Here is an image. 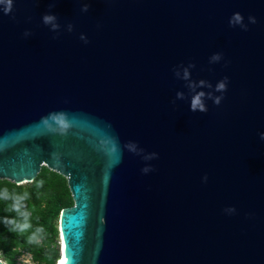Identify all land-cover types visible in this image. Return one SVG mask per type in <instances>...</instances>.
<instances>
[{
	"label": "water",
	"instance_id": "1",
	"mask_svg": "<svg viewBox=\"0 0 264 264\" xmlns=\"http://www.w3.org/2000/svg\"><path fill=\"white\" fill-rule=\"evenodd\" d=\"M261 134L264 0L0 6V181L66 179L56 264H264Z\"/></svg>",
	"mask_w": 264,
	"mask_h": 264
},
{
	"label": "trees",
	"instance_id": "2",
	"mask_svg": "<svg viewBox=\"0 0 264 264\" xmlns=\"http://www.w3.org/2000/svg\"><path fill=\"white\" fill-rule=\"evenodd\" d=\"M25 193L27 198L16 204L15 198ZM73 205L66 179L45 166L31 184L0 181V253L5 262L20 264V255L29 253L36 264H56L61 212ZM25 224L28 227L21 230Z\"/></svg>",
	"mask_w": 264,
	"mask_h": 264
},
{
	"label": "clouds",
	"instance_id": "3",
	"mask_svg": "<svg viewBox=\"0 0 264 264\" xmlns=\"http://www.w3.org/2000/svg\"><path fill=\"white\" fill-rule=\"evenodd\" d=\"M12 3H13V0H0V6H2V8H3L4 14H9L11 12V10H12ZM84 10L85 11L87 10L86 7H85ZM55 19L56 18L54 16L46 15V16H44L43 21H44L45 24H53V27H56V25L53 23ZM242 19L243 18L240 16V14L239 13H236L231 18L230 24L240 23L242 21ZM249 20H250V22L255 23V18L254 17H249ZM213 59H219V56L216 55V56L213 57ZM185 76H187V73H185ZM217 90L218 91L225 90V83L224 82L219 83L217 85ZM200 95L202 96L203 93H201ZM215 102L218 104L219 103V98H217ZM197 108H199L200 111H206V109L204 108L203 104L200 101V96H197L195 98V100H194V103L192 104V109L193 110H195ZM52 118L55 119L56 117L53 116ZM261 139L264 140V134H261ZM205 179H207V177H205ZM2 195H4L5 197L7 196L6 193H4ZM26 198H27V193H25L24 196L16 197L15 198L16 204H19L21 201H23ZM14 208H15V210L19 211V208H16V205H14ZM26 227H28L27 224H25L22 227L21 230H24V228H26Z\"/></svg>",
	"mask_w": 264,
	"mask_h": 264
},
{
	"label": "rangeland",
	"instance_id": "4",
	"mask_svg": "<svg viewBox=\"0 0 264 264\" xmlns=\"http://www.w3.org/2000/svg\"><path fill=\"white\" fill-rule=\"evenodd\" d=\"M0 259L5 261L3 259V254L0 253ZM20 264H36L33 259H32V256L29 254V253H25L23 255H20L19 257V261H18Z\"/></svg>",
	"mask_w": 264,
	"mask_h": 264
},
{
	"label": "bare ground",
	"instance_id": "5",
	"mask_svg": "<svg viewBox=\"0 0 264 264\" xmlns=\"http://www.w3.org/2000/svg\"><path fill=\"white\" fill-rule=\"evenodd\" d=\"M62 260H63V258H62ZM62 260H61V262H62Z\"/></svg>",
	"mask_w": 264,
	"mask_h": 264
}]
</instances>
